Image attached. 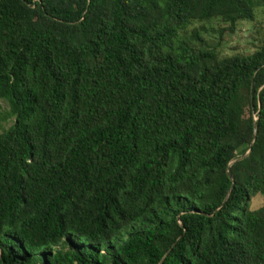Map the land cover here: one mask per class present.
<instances>
[{"label":"trees","instance_id":"trees-1","mask_svg":"<svg viewBox=\"0 0 264 264\" xmlns=\"http://www.w3.org/2000/svg\"><path fill=\"white\" fill-rule=\"evenodd\" d=\"M260 4L0 0V264H264Z\"/></svg>","mask_w":264,"mask_h":264},{"label":"rangeland","instance_id":"rangeland-1","mask_svg":"<svg viewBox=\"0 0 264 264\" xmlns=\"http://www.w3.org/2000/svg\"><path fill=\"white\" fill-rule=\"evenodd\" d=\"M204 26L208 32L202 31V36L211 41H215V44L220 39L219 31L224 27L221 23L210 22L204 25L196 24L190 30L195 28L201 31V27ZM264 26V6L258 5L256 8V19L253 22L243 21L240 22L235 34L224 33L223 40L221 42L220 49L224 55H232L235 53H253L257 49V43L254 40V31L257 28ZM10 106L8 103L0 102V133L11 127L15 119L9 118ZM264 205V197L258 195L252 200L251 209L255 210Z\"/></svg>","mask_w":264,"mask_h":264},{"label":"water","instance_id":"water-1","mask_svg":"<svg viewBox=\"0 0 264 264\" xmlns=\"http://www.w3.org/2000/svg\"><path fill=\"white\" fill-rule=\"evenodd\" d=\"M251 153V149H250V151L246 154V156L245 157H247L249 154Z\"/></svg>","mask_w":264,"mask_h":264}]
</instances>
